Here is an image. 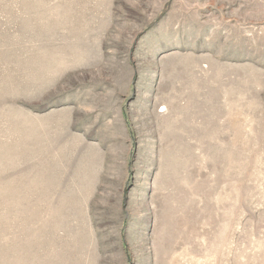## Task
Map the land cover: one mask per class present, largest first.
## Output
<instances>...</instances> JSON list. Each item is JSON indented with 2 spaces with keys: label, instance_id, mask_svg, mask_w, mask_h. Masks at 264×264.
Listing matches in <instances>:
<instances>
[{
  "label": "rangeland",
  "instance_id": "374dc122",
  "mask_svg": "<svg viewBox=\"0 0 264 264\" xmlns=\"http://www.w3.org/2000/svg\"><path fill=\"white\" fill-rule=\"evenodd\" d=\"M0 264H264V0H0Z\"/></svg>",
  "mask_w": 264,
  "mask_h": 264
},
{
  "label": "bare ground",
  "instance_id": "6f19581e",
  "mask_svg": "<svg viewBox=\"0 0 264 264\" xmlns=\"http://www.w3.org/2000/svg\"><path fill=\"white\" fill-rule=\"evenodd\" d=\"M164 110V109H163Z\"/></svg>",
  "mask_w": 264,
  "mask_h": 264
}]
</instances>
